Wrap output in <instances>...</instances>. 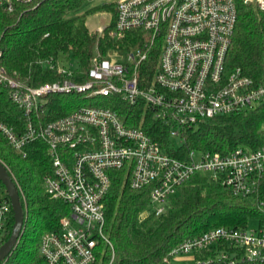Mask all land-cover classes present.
<instances>
[{"label":"built area","instance_id":"built-area-1","mask_svg":"<svg viewBox=\"0 0 264 264\" xmlns=\"http://www.w3.org/2000/svg\"><path fill=\"white\" fill-rule=\"evenodd\" d=\"M35 1L0 0V7L13 13L17 5ZM114 4L112 38L120 40L128 33L144 37L143 46L133 48L123 60L99 55L91 69L82 72L77 64L51 59L44 63L61 80L40 86L26 85L0 67V85L8 89L10 100L26 118L23 132L0 121V133L24 157L31 143L47 144L53 168L44 178L45 191L70 209L59 228L41 238L43 264H94L100 251L113 249L106 234L105 199L117 171H125L132 189L149 190L150 212L157 216L167 211L180 189L203 175L236 198L257 200L264 217V145L240 146L228 154L192 150L184 158L175 157L143 129L128 125L117 111L101 104L112 97L132 106L142 103L170 127V138H182L187 130L216 118L257 110L264 102V82L256 83L240 68L229 70L227 58L239 5L264 13V0H121ZM157 43L162 47L156 71L142 74ZM58 94L83 95L88 105L44 125L34 114L48 96ZM261 133L264 138V124ZM12 211L0 181V247ZM208 251L214 255L202 259ZM170 257L179 264H264V222L261 219L260 227L251 230L248 225L211 229L175 247Z\"/></svg>","mask_w":264,"mask_h":264},{"label":"trees","instance_id":"trees-1","mask_svg":"<svg viewBox=\"0 0 264 264\" xmlns=\"http://www.w3.org/2000/svg\"><path fill=\"white\" fill-rule=\"evenodd\" d=\"M88 1L36 0L31 4L17 5L13 13L0 7V67L26 85L40 86L61 80L45 61L69 57L78 65V71L88 72L97 53L105 58L107 53L110 55V51L115 50L111 54L123 56L133 48L143 46L144 37L140 33H128L120 40L107 35L115 26V4L96 9L114 12L115 18L106 34L98 36L91 33L86 25L89 13L75 16ZM161 47L157 43L152 48L142 74L146 70H150V75L154 74ZM227 65L229 70L240 68L256 83L264 82V13L239 5V19ZM86 102L80 95H51L34 115L39 114L45 125L88 105ZM101 104L117 111L128 125L143 129L175 157L184 158L192 150L228 154L240 146L257 149L264 145L261 133L264 102L255 111L216 118L187 130L179 148L172 143L170 127L156 120L144 104L132 106L116 97L106 98ZM0 121L19 132H23L26 126L24 112L10 100L8 89L2 85ZM25 150L26 157L9 146L0 133V161L7 167L20 192L25 215L20 241L2 264H43L39 250L42 236L47 231L57 230L61 219L70 211L68 205L45 191L44 178L53 168L47 144L37 140ZM149 205V190L132 189L125 171L113 173L112 185L105 199L106 234L113 249L107 247L100 251L94 264H179L172 260L170 252L185 241L214 228H244L254 218L264 222L257 200L236 198L203 175H197L180 189L164 214L157 216L151 213ZM13 224L12 211L2 245L9 239ZM213 255L208 251L201 258Z\"/></svg>","mask_w":264,"mask_h":264},{"label":"rangeland","instance_id":"rangeland-1","mask_svg":"<svg viewBox=\"0 0 264 264\" xmlns=\"http://www.w3.org/2000/svg\"><path fill=\"white\" fill-rule=\"evenodd\" d=\"M120 1L121 0H90V1L86 2L84 7L82 8V10L79 13H77L75 16H82V15L89 13L87 15V18H86L87 19L86 25L89 28L90 32L93 34H98V36H104L106 34V31L108 30V27L111 25L112 21L115 18L114 12L112 13L107 9H106V11L105 10H96V9L98 7H102L103 5H106V4L110 5V4L120 2ZM90 12H92V13H90ZM112 30L113 29H110V31L107 34L110 38H112V36H111ZM113 51H115V50L110 51V55L107 53L105 58L110 59V57L112 55V57H114L115 59H118L120 61L123 60L124 55L122 56V55H120V53H112L111 54V52H113ZM97 54H98V56L100 55L99 53H97ZM59 60H60L61 64H65V65L76 64L71 58L65 57V56H60ZM75 69H76V67L74 66V70ZM81 97H83V95H81ZM171 140H172V143L176 146V148H179L183 143L182 138H171ZM259 227H260V220L259 219L254 218V219L250 220L248 223V229H250V230L251 229H258ZM185 258L186 257H182V258H180V260L184 262Z\"/></svg>","mask_w":264,"mask_h":264},{"label":"water","instance_id":"water-1","mask_svg":"<svg viewBox=\"0 0 264 264\" xmlns=\"http://www.w3.org/2000/svg\"><path fill=\"white\" fill-rule=\"evenodd\" d=\"M0 181L6 189L9 197L14 224L9 239L0 247V264H2L16 249L23 233L25 215L20 201V192L12 180L10 173L0 162Z\"/></svg>","mask_w":264,"mask_h":264}]
</instances>
